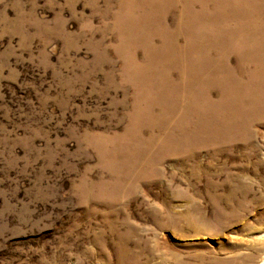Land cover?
Listing matches in <instances>:
<instances>
[{
	"label": "rangeland",
	"instance_id": "374dc122",
	"mask_svg": "<svg viewBox=\"0 0 264 264\" xmlns=\"http://www.w3.org/2000/svg\"><path fill=\"white\" fill-rule=\"evenodd\" d=\"M0 264H264V0H0Z\"/></svg>",
	"mask_w": 264,
	"mask_h": 264
},
{
	"label": "bare ground",
	"instance_id": "6f19581e",
	"mask_svg": "<svg viewBox=\"0 0 264 264\" xmlns=\"http://www.w3.org/2000/svg\"><path fill=\"white\" fill-rule=\"evenodd\" d=\"M235 98H236V100H239L240 99V95H235ZM253 114H254V111H251L250 115H253ZM255 117H258V116H255Z\"/></svg>",
	"mask_w": 264,
	"mask_h": 264
}]
</instances>
